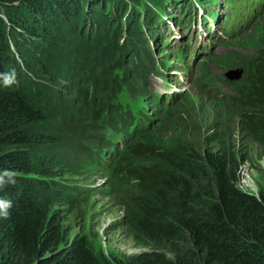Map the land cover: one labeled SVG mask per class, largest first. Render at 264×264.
<instances>
[{
  "label": "trees",
  "instance_id": "1",
  "mask_svg": "<svg viewBox=\"0 0 264 264\" xmlns=\"http://www.w3.org/2000/svg\"><path fill=\"white\" fill-rule=\"evenodd\" d=\"M107 2L0 0V73L15 68L18 75L16 85L0 84V174L16 173L14 184L0 186V198L13 203L8 217L0 216V264H264V191L239 186L229 117L210 138L213 146L160 154L142 145L149 134L144 111L116 114L97 105L98 94L120 95L114 67L141 63L142 76L155 64L141 24L132 26L127 10L120 25L112 11L123 5L112 10ZM256 51L240 61L244 78L228 104L264 159V46ZM173 112L166 109L158 128L173 126ZM100 119L126 132L122 145L138 136L105 174L112 190L125 193L129 235L142 252L110 262L87 239L68 241L66 228L88 201L71 179L106 167L101 154L118 150L105 138L93 142L91 123Z\"/></svg>",
  "mask_w": 264,
  "mask_h": 264
},
{
  "label": "rangeland",
  "instance_id": "2",
  "mask_svg": "<svg viewBox=\"0 0 264 264\" xmlns=\"http://www.w3.org/2000/svg\"><path fill=\"white\" fill-rule=\"evenodd\" d=\"M203 1L108 0L106 6L111 9L115 2L123 5L121 9H112L120 25L123 26L127 10L131 12L127 15L130 24H141L155 64L150 65L142 76L139 74L143 68L141 63L134 66L126 62L123 66L114 67L111 70L112 80L121 83L120 95L112 99L109 92H103L97 95L96 102L107 110L110 107L109 111L116 114L118 109L129 110L136 116L144 111L148 116L146 132L149 134L142 145L150 146L160 154L175 150L182 152L191 149L192 144L196 147L213 146L210 138L223 129L221 123H226L229 117L227 138L241 164L239 186L259 194L261 190L264 191L262 153L251 140L244 138L240 121L228 102L229 97L234 95L235 87L244 78L240 61L253 58L257 48L264 46V0H209L213 1V5H205ZM176 7L177 11L182 12L172 20L174 23L170 26L171 11ZM212 12L216 15L215 19L211 18ZM0 15L4 17L2 11ZM143 18L149 22L148 27L142 25ZM186 20L189 22L186 23ZM203 20L204 23L205 20L208 22V26L202 25ZM90 25L94 27L93 22ZM201 27H206L204 37L198 34ZM150 30L155 31L156 40L148 36ZM126 33L123 30L124 36ZM176 33H184L185 37L177 39ZM120 43L126 48L132 49L134 46L127 37H122ZM133 52L128 53L129 57ZM163 62L167 68L162 66ZM240 70L243 74L239 80L230 81L225 76L229 71ZM231 83L233 85L230 86ZM140 89H146L147 94H141ZM167 108L174 111V124L160 129L158 125ZM91 125H97L93 127L94 143H102L105 138V141L117 142L118 150L114 154L108 148L101 154L106 167L99 168L88 178L71 179L74 182L70 183L87 190L88 201L74 212L66 224L67 240L87 239L99 259L110 262L115 257L142 252V249L135 247L129 235V212L123 202L125 193L112 190L111 178L105 174L138 136L125 139L122 145L124 130L119 131L101 119L99 123ZM137 158L134 164L143 157ZM145 165L148 167L151 164Z\"/></svg>",
  "mask_w": 264,
  "mask_h": 264
},
{
  "label": "clouds",
  "instance_id": "3",
  "mask_svg": "<svg viewBox=\"0 0 264 264\" xmlns=\"http://www.w3.org/2000/svg\"><path fill=\"white\" fill-rule=\"evenodd\" d=\"M26 71V69H25ZM18 83V75L15 68L8 72L0 73V84L5 88H10ZM16 173L11 171H4L0 174V186L6 183H15ZM13 207L10 199L0 198V216L7 218L9 210Z\"/></svg>",
  "mask_w": 264,
  "mask_h": 264
},
{
  "label": "bare ground",
  "instance_id": "4",
  "mask_svg": "<svg viewBox=\"0 0 264 264\" xmlns=\"http://www.w3.org/2000/svg\"><path fill=\"white\" fill-rule=\"evenodd\" d=\"M170 1V0H169ZM179 2H180V0H179ZM179 2H178V7H180V5H179ZM201 2V1H200ZM205 2V1H204ZM222 2V1H221ZM227 3V2H226ZM173 4V3H172ZM182 4V3H181ZM223 5H225V4H223ZM184 8V7H183ZM189 8V7H188ZM202 8V7H201ZM178 10H179V8H178ZM199 10V9H198ZM197 10V11H198ZM212 11V10H211ZM180 12H182V11H177V7H176V10H173L172 9V11H171V15H170V19H171V21H170V26H172L171 24H173L174 22H172V20H174V19H176V18H178L179 17V15H180ZM185 13H187V12H185ZM195 13V12H194ZM213 13V12H212ZM211 13V14H212ZM188 17V16H187ZM192 17V16H191ZM193 18V17H192ZM212 19H215L216 18V15L213 13V15H212V17H211ZM187 19V18H186ZM221 19V18H220ZM178 21V20H177ZM187 21V20H186ZM210 21V20H209ZM169 22V21H168ZM202 25H204V26H208V22L205 20V23H204V20H203V22H202ZM196 27V26H195ZM214 27V26H213ZM178 28V27H177ZM205 28L206 27H201V30L200 31H198V29L196 30V32L198 31V34L201 36V35H203L202 37H204V35H205ZM215 28V27H214ZM211 30H213V29H211ZM168 31V30H167ZM173 31V30H172ZM209 31V30H208ZM190 32V31H189ZM208 35H209V32L207 33ZM176 35V38L177 39H182V38H184L185 36V34L184 33H176L175 34ZM219 35H221V34H219ZM210 36H212V35H210ZM189 37H191V36H189ZM193 37V36H192ZM197 37V36H196ZM201 37V38H202ZM206 38V37H205ZM221 38V37H220ZM187 42V41H186ZM174 45V44H173ZM200 54H201V51H200ZM199 54V55H200ZM128 115V114H127ZM118 119V118H117Z\"/></svg>",
  "mask_w": 264,
  "mask_h": 264
},
{
  "label": "water",
  "instance_id": "5",
  "mask_svg": "<svg viewBox=\"0 0 264 264\" xmlns=\"http://www.w3.org/2000/svg\"><path fill=\"white\" fill-rule=\"evenodd\" d=\"M243 74V71L240 70V71H229L226 73V78L230 81H236V80H239L241 78Z\"/></svg>",
  "mask_w": 264,
  "mask_h": 264
}]
</instances>
